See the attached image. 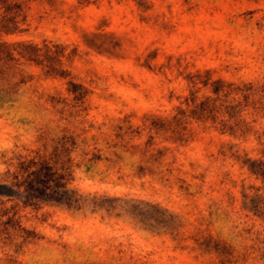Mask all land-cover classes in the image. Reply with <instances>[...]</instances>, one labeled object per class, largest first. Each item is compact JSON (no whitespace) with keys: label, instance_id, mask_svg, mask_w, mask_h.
<instances>
[{"label":"rangeland","instance_id":"rangeland-1","mask_svg":"<svg viewBox=\"0 0 264 264\" xmlns=\"http://www.w3.org/2000/svg\"><path fill=\"white\" fill-rule=\"evenodd\" d=\"M0 264H264V0H0Z\"/></svg>","mask_w":264,"mask_h":264}]
</instances>
